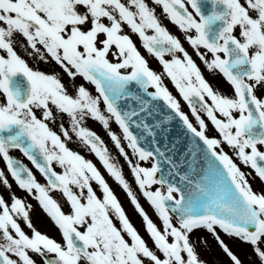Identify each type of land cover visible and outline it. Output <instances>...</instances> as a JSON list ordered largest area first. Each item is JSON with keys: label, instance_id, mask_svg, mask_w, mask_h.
<instances>
[{"label": "snow or ice", "instance_id": "6c2138e0", "mask_svg": "<svg viewBox=\"0 0 264 264\" xmlns=\"http://www.w3.org/2000/svg\"><path fill=\"white\" fill-rule=\"evenodd\" d=\"M152 3L163 17L148 0H0V159L60 237L36 227L33 204L0 193V264H209L201 249L213 243L243 264L229 240L264 264V0ZM86 119L107 131L139 193ZM73 135L124 190L147 238L97 164L69 147Z\"/></svg>", "mask_w": 264, "mask_h": 264}, {"label": "rangeland", "instance_id": "374dc122", "mask_svg": "<svg viewBox=\"0 0 264 264\" xmlns=\"http://www.w3.org/2000/svg\"><path fill=\"white\" fill-rule=\"evenodd\" d=\"M126 31H127V29H126ZM133 39L136 41V43L139 46L141 43L139 41V39H137V37L135 35H133ZM145 50L146 49H144L143 47H140V51L142 52V54H144L147 57L148 54H146ZM150 66L153 67L157 71H162V66L160 64H158L156 61L152 62L150 64ZM40 67H44V65L41 64ZM57 70L59 71V69H57ZM165 77H166V75H165ZM64 79L67 81L66 76L64 77ZM77 83H85L87 87H89L90 89H92L94 91V86L83 81L82 78L78 77ZM59 119L60 118H58V122H59ZM52 126L55 129L59 130L57 125H52ZM86 126L95 130L104 139V141L107 144L109 151H110L111 155L113 156L115 162H117L118 164H120L123 167V171H124L126 178L130 182H133V176L130 172L128 164L126 163L124 157L121 154H119L118 149L114 145V142L111 141L107 131L102 127V125L99 122H96L92 119H86ZM111 127L113 130L117 131L118 134L120 133V130L115 123H112ZM70 142L74 145L75 150L80 151L83 155H85L86 158L92 159L93 162L97 164V166L100 169V171L102 172V174L108 180L110 186H112L113 189L115 190L117 196L119 197L123 206L125 207L126 211L128 212L130 219L133 222V224L147 238V234H146L144 226H143L142 218L133 210L134 206L130 203L129 198L126 196L124 190L118 185V183L114 180V178L110 176V174L107 172V170L105 168H103V166L99 162L98 158L95 157V155L88 149V147H86L83 143H81L78 140V138H76L73 135V139ZM128 151L131 154V150L129 149ZM133 159L135 160L136 158L133 157ZM144 163H146V162H144ZM249 171H251V170L248 169V172ZM253 175H255V174L253 173ZM93 183H94V187H95V182H93ZM252 183H253L254 188H256L258 190L260 187V183H261L260 180L258 178L254 179V180H252ZM132 186H133L134 190L139 193V189L135 185L134 182L132 183ZM140 198H141L142 205L148 211L150 216H152V218L155 220L156 217H155V213H154L153 209L148 205V203L146 202V200H144V198L142 196ZM46 217H47V215L45 213L44 214L40 213L39 216L37 215V213H32L33 222L39 230H41L44 233H47L50 236H53V237L59 239L60 237L58 235L56 228L51 223L46 221L47 220ZM209 239H211V238L209 237ZM148 242L151 244L150 240ZM227 242L230 244V246L233 248V250L239 255L243 264H259V260L256 257L255 253L253 252L252 246L250 244L233 242L230 240ZM201 256H202V258L207 260L209 262V264H213V262L217 261V260L223 261L224 264H230L228 257L222 251H220V249L217 246H215L214 243H213V247L210 251H204V249H201ZM36 259L39 260L40 258L37 256Z\"/></svg>", "mask_w": 264, "mask_h": 264}, {"label": "flooded vegetation", "instance_id": "af4514ba", "mask_svg": "<svg viewBox=\"0 0 264 264\" xmlns=\"http://www.w3.org/2000/svg\"><path fill=\"white\" fill-rule=\"evenodd\" d=\"M148 2L150 3V6H155V5H153L152 0H148ZM155 7H156V12H157V14H158L159 16L163 17V13L161 12L160 7H159V6H155ZM162 22H163L164 24H166L167 26H169V27L171 28V30L173 31V33H175V34H177V35H180V36H181V39L183 40V36L181 35V33L178 31L177 28H175L174 26H172L171 24H169L167 20H162ZM185 47H186V48L188 49V51L193 55V58L197 60V63L200 64L201 68L203 69V68H204L203 64L200 62L199 58L196 56V54H195V52L192 50V48L189 47L186 43H185ZM145 52H146V54H148V56H147L146 58L149 60V63H150V64H151L152 62H154V61H156V62L158 63V61H157L156 58H154V57H153L151 54H149L146 50H145ZM158 64H159V63H158ZM205 75H206V76H209V74H208V72H207L206 70H205ZM209 78L212 80V83H213L214 85H216L217 82H219L220 85H221L224 89H227V88H228V85L223 81L222 76L217 75L215 78H212V77H209ZM65 79H66V78H65ZM65 82H67V81L65 80ZM164 83L169 87V89L173 92V94H174V95H177V97L179 98V94H178L177 90L175 89L174 85L172 84V82L170 81V79H169L167 76H166L165 79H164ZM69 90L72 91V89H69ZM181 102H182V108H183V110L186 111V112H188L189 109H188L186 103L183 102V101H181ZM52 127H53V126H52ZM56 130L59 131L58 129H56ZM69 147H71V148H73V149L75 150L74 145H73L70 141H69ZM12 154H13L14 156L18 157V158L23 159V161H24L25 163L29 164V166L32 167V168H33V171L36 173L37 178H38L41 182L44 181V178L41 176V174L38 172V170H36V169L34 168V166H32V165L30 164V162L27 160V158L22 157L18 150H14ZM4 163H5V162H4L2 159H0V168H4ZM241 167H242L246 172H248V168H247V167H245V166H243V165H241ZM57 168H58V166H57ZM4 170H5L6 175L8 176L9 181H10L11 184H12V187H11V189L6 188L5 186H3L2 181H0V193H2V194L5 196L6 199H10V197H9V192H10V191H11V192H15L16 195H18V196H20V197H23V198L26 200V202H29V203H31V204H33V205L35 206V211H33L32 213H37L38 216H39L40 213L44 214L43 210L40 209V207H39L37 201H36L34 198H32L30 195H28L24 190L20 189V188L18 187V185L16 184V182L14 181V178H12L11 175H10V173L7 172V169L4 168ZM58 170H59V168H58ZM52 195H54V196H56L57 198H59V193H58V192H53ZM60 202H61L62 206L65 208V210H67V204H66L62 199L60 200ZM46 218H47L46 221H48L49 223L52 224L50 218H48V217H46ZM58 235H59V233H58Z\"/></svg>", "mask_w": 264, "mask_h": 264}, {"label": "water", "instance_id": "95a60500", "mask_svg": "<svg viewBox=\"0 0 264 264\" xmlns=\"http://www.w3.org/2000/svg\"><path fill=\"white\" fill-rule=\"evenodd\" d=\"M177 132H179V127L176 125H173V131L171 133V136L169 137V139H171L172 137L176 136ZM161 143H163V140L161 141Z\"/></svg>", "mask_w": 264, "mask_h": 264}]
</instances>
